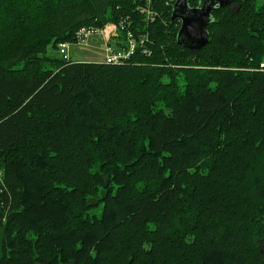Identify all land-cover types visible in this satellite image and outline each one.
<instances>
[{"label": "trees", "instance_id": "1", "mask_svg": "<svg viewBox=\"0 0 264 264\" xmlns=\"http://www.w3.org/2000/svg\"><path fill=\"white\" fill-rule=\"evenodd\" d=\"M175 1L0 0V264H264V2L194 51ZM108 23L121 63L60 54Z\"/></svg>", "mask_w": 264, "mask_h": 264}, {"label": "water", "instance_id": "2", "mask_svg": "<svg viewBox=\"0 0 264 264\" xmlns=\"http://www.w3.org/2000/svg\"><path fill=\"white\" fill-rule=\"evenodd\" d=\"M234 0H199L196 7L189 0H176L172 10V21H180L177 44L187 50L199 51L210 42L209 24L213 12L230 5Z\"/></svg>", "mask_w": 264, "mask_h": 264}, {"label": "built area", "instance_id": "3", "mask_svg": "<svg viewBox=\"0 0 264 264\" xmlns=\"http://www.w3.org/2000/svg\"><path fill=\"white\" fill-rule=\"evenodd\" d=\"M152 16V14H151ZM123 27V26H122ZM120 28L115 23H108L101 29L81 28L78 31V42L83 43L89 39L90 36L100 35L106 41V63L118 64L121 63L125 58H128L136 49L139 40L134 37L133 33L128 31L125 40H120ZM144 40H140L143 45ZM118 43H125L126 48L122 47ZM71 43L65 42L59 44V52L64 58H69V45ZM113 44V45H112ZM146 52V50H145ZM260 68L264 70V63L260 65ZM2 174L0 172V180Z\"/></svg>", "mask_w": 264, "mask_h": 264}, {"label": "rangeland", "instance_id": "4", "mask_svg": "<svg viewBox=\"0 0 264 264\" xmlns=\"http://www.w3.org/2000/svg\"><path fill=\"white\" fill-rule=\"evenodd\" d=\"M264 0H259L258 4H261ZM138 10L145 18L151 16V12H154L151 7L150 0H146V4L138 6ZM113 45V44H112ZM106 41L100 35L90 36L89 39L83 43H75L69 45V57L74 61H105L106 60ZM53 57H59L58 50L51 52ZM103 206L93 209L89 212L91 218H99L103 211ZM261 250L264 253V246L261 245Z\"/></svg>", "mask_w": 264, "mask_h": 264}]
</instances>
